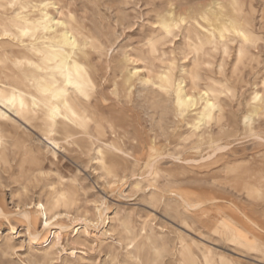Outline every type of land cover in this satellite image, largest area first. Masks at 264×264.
<instances>
[{"label":"rangeland","instance_id":"rangeland-1","mask_svg":"<svg viewBox=\"0 0 264 264\" xmlns=\"http://www.w3.org/2000/svg\"><path fill=\"white\" fill-rule=\"evenodd\" d=\"M51 1L60 11L50 8L53 15L74 16L100 46L101 58L90 51V60L101 83L109 75L111 55L126 54L128 67H138L155 83L167 71L175 82L182 79L190 94L217 91L223 113L205 120L194 135L176 115L171 91L137 81L130 101L118 105L127 125L120 142L123 163L102 167L96 158L99 143L90 141L84 152L75 146L59 150L54 164L44 160L33 166V175L21 178L20 170L31 166L27 159L37 157V148L45 150V143L37 129L18 127L15 132L34 140L14 145L12 135L0 144V156L8 160L6 165L0 159L5 213L0 215V264H264V108L255 115L251 132L242 120L252 93L264 97V0ZM215 2H234L232 11L245 24L249 41L235 33L207 40L201 32L187 40V23L169 27L170 34L159 24V14L170 5L188 19ZM18 6L16 0H0V15L12 17ZM240 46L245 51L239 57ZM0 55L9 63L13 58L2 49ZM196 133H205L197 144ZM150 155L157 159L152 166L146 163ZM21 156L25 162L19 167ZM57 195L70 196L74 204H59L56 210L78 220L96 221V208L105 211L98 227L86 226L89 233L83 222L62 217V249L52 247L48 231L55 227L43 229L39 214L30 231L40 234L32 241L20 214L32 203L47 206ZM102 229L107 233L102 235Z\"/></svg>","mask_w":264,"mask_h":264},{"label":"bare ground","instance_id":"bare-ground-1","mask_svg":"<svg viewBox=\"0 0 264 264\" xmlns=\"http://www.w3.org/2000/svg\"><path fill=\"white\" fill-rule=\"evenodd\" d=\"M16 2L19 4L18 10L12 17L5 18L0 15V49L10 52L13 57L9 63L0 55V60L3 58L0 62V144L6 136L12 135L14 145L20 143L22 139V142L26 143L33 141V136L15 132L20 126L37 129L42 139L40 142L45 143V150L37 148L35 150L37 157L27 159L31 166L26 170L23 168L20 170V178L33 175L35 171L33 166L42 165L44 160L54 164L59 150L73 151L75 146L84 152L90 141L99 143L96 146L98 154L96 158L102 167L123 163L120 142L124 141L127 125L119 118L122 110L118 105L122 101H130L137 81L150 86L156 85L162 93L171 91L176 115L192 129L191 133L194 135L205 120L218 119L222 116L223 106L219 97L215 95V90H204L197 95L190 94L184 81L180 79L175 82L167 71L161 72L159 82L155 83L149 77L141 76L138 67H128L131 60L126 54L120 58L117 54L111 55L109 75H103L101 83L96 75V67L90 60V51L97 58H101L100 46L84 32L74 16L66 18L53 15L50 8L55 9L57 14H60V11L51 0ZM2 5L6 6L4 3ZM234 6V2L230 3V6L215 2L206 5L187 19L186 14L175 13L173 6L170 5L161 14L158 13L159 24L166 30V34H170L169 27L187 23V40L201 32L207 40L215 38L222 40L228 34L235 33L243 41H249L245 24L240 23L232 11ZM32 11H36L37 15L31 16ZM195 48L199 49V46L196 45ZM223 49H226V45ZM244 51V47L240 46L238 56H242ZM102 85L108 90L104 91ZM250 99L248 111L242 118L248 132L252 131L255 115L264 108V97L260 93H252ZM106 132H109V137L105 136ZM204 134L196 133V144L203 140ZM208 140L212 141L211 138ZM222 148L223 145L215 144V149ZM49 151H53V157L47 156ZM151 151L156 153L153 147ZM0 159L8 165L6 157L0 156ZM155 160L156 157L150 155L146 163L152 166ZM17 161L19 167L25 162L23 156ZM59 204H62L63 208L70 207L74 201L70 196L57 195L45 207L36 202L21 209L20 214L27 224L28 236L32 241L40 234L37 231L33 233L30 231V226L35 223V214L44 218L43 229L55 227L53 231H48L53 236L52 247L61 249L62 217H67L72 223L83 222L84 233H89L86 226L98 227L102 215H105L100 205L101 208H96V221L85 217L78 220L67 212L56 210L57 207H62ZM187 205L194 206L191 203ZM31 208H34L33 211ZM4 214L0 206V215L4 217ZM101 233L106 234L107 230L102 229ZM199 239L208 243L202 237Z\"/></svg>","mask_w":264,"mask_h":264}]
</instances>
